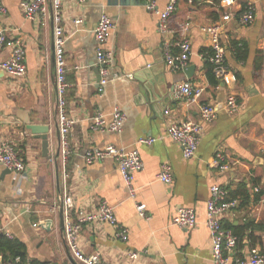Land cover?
I'll list each match as a JSON object with an SVG mask.
<instances>
[{
    "label": "crops",
    "instance_id": "obj_1",
    "mask_svg": "<svg viewBox=\"0 0 264 264\" xmlns=\"http://www.w3.org/2000/svg\"><path fill=\"white\" fill-rule=\"evenodd\" d=\"M0 1L7 9L0 24L10 44L0 52V63L19 43L26 66L23 77L0 71L2 133L14 143L26 166L22 174L0 166V226L4 234L26 246V264H80L65 244L66 220L78 222L80 212H93L102 203L113 209L128 237L122 241L106 223L86 224L79 238L86 255H98L103 264H213L206 221L210 190L215 185L227 188L230 198L239 203L221 216L224 226L232 228L238 238L230 255L232 262L247 259L255 251L264 256V197L254 193L255 187L264 186V0H237L231 7H224L221 0H179L167 36L159 32V16L147 11L145 0H89L86 5L62 0L69 83L66 99L69 115L76 121L65 167L68 193L74 200L68 212L61 202L64 180L58 158L54 23L50 13L27 20L20 7L22 0ZM170 1L156 0L158 10L164 11ZM249 5L255 21L245 26L241 18ZM104 14L114 23L105 48L113 55L111 75L133 78L122 77L102 86L94 30ZM79 19L84 23L76 27ZM213 25L220 28L229 84L214 80L211 74V38L201 27ZM185 36L192 44L187 66L195 67L191 78L184 70H171L165 62L167 49L178 54V44ZM186 82L202 88L201 102L218 111L214 123L203 124L197 154L188 160L167 136L173 122L201 123L198 106L175 97V88ZM229 96L239 103L236 114L227 111ZM115 109L126 116L120 133L93 129L95 115L102 113L110 121ZM34 125L49 127L47 157L42 140L29 130ZM150 137L156 139L152 146L138 143ZM110 145L136 150L141 156L144 168L135 175L134 199L115 161L88 164L85 160L89 150ZM218 151L226 156L228 172L211 167ZM164 164L172 167V185L157 179ZM245 191L247 199L242 196ZM138 204L146 206L144 219ZM179 208L196 212L195 228L185 230L173 223ZM130 252L142 255L132 262Z\"/></svg>",
    "mask_w": 264,
    "mask_h": 264
},
{
    "label": "built area",
    "instance_id": "obj_2",
    "mask_svg": "<svg viewBox=\"0 0 264 264\" xmlns=\"http://www.w3.org/2000/svg\"><path fill=\"white\" fill-rule=\"evenodd\" d=\"M89 0H77L80 5H86ZM179 0H171L164 11H159L156 0H145V8L149 12H153L159 16V32L162 35L171 33L170 20L176 12ZM224 7H231L237 0H221ZM242 1V0H241ZM20 7L25 18L30 21L36 20L39 15L51 14L54 23V55H55V81L57 88V122L60 133V152L59 160L63 164V192L61 194V202L65 210L68 212L74 208V200L68 193L66 181L68 176L65 171L66 161L71 154L70 139L74 130L76 121L69 115L68 102L66 94L69 89L67 80V59L65 45L67 37L63 27V11L62 0H22ZM7 13V9L0 1V19ZM242 23L250 26L255 21L254 9L249 5L243 16ZM84 23L83 19L75 22L76 27ZM187 24L184 31H188ZM114 23L107 15H102L98 25L94 30L95 39L98 44L97 49V65L100 70V85L104 86L110 81L119 80L120 78L132 79L133 75H121L114 73L111 75L110 68L113 64V55L105 48L112 37ZM203 34L209 35L213 55L211 57L212 71L215 78L222 83L229 84L231 76L227 68L225 60V51L221 43L220 28L216 25L201 27ZM8 42L6 30L0 24V52ZM13 45V44H12ZM14 50L6 59L0 63V71L10 77H23L26 74L25 51L19 43H15ZM180 52L173 54L169 49L165 52V62L167 66L174 71L185 70L188 66L189 59L192 55V44L186 36L178 44ZM203 89L194 86L191 82L178 85L175 88V97L178 100L186 101L192 105H197L201 123L194 122H173L167 128V136L179 145L183 151L185 159H192L198 151L201 140L203 124L209 125L216 121L218 111L216 107L202 103ZM230 114H236L239 111V103L235 96H229L226 105ZM166 115L170 111L165 112ZM126 116L119 110L115 109L111 114V120L107 121L105 115L99 113L93 118V129L96 131H109L112 133H120L123 129ZM156 142L154 138H141L138 143L141 145L152 146ZM113 160L118 166L119 172L129 190L131 198L136 197V189L134 187L135 175L144 168L141 156L138 151H127L126 149L117 148L110 145L104 149H92L85 154V160L88 164L95 162H103L105 160ZM0 166L15 173L22 174L26 170L24 161L19 156L16 146L13 142L4 137L0 124ZM211 167L219 173L229 171V164L225 154L222 151L215 153ZM158 181L165 185H172L173 174L172 167L169 164L162 166L161 172L157 177ZM256 195L264 197V186H257L254 189ZM238 201L231 199L227 188L215 185L210 190V198L207 203V221L206 226L209 230L212 240L213 264H264V256L259 252H253L250 257L243 260H236L234 263L231 254L238 244V238L232 231L224 228L221 216L234 208L238 207ZM137 211L141 218H146V206L137 205ZM90 223H106L115 231L118 238L122 241L127 240L128 231L121 227L115 217L114 211L106 203H102L100 207L90 213L80 212L78 222L70 219L66 220L64 226V240L69 253L80 264H103L98 255H86L79 244L80 233L83 226ZM173 223L181 229H193L198 224L196 212L190 208H179ZM4 233L0 226V234ZM8 237H11L6 233ZM146 253L145 251H141ZM141 252H130L128 258L132 262H136L142 255ZM19 264V259L16 261Z\"/></svg>",
    "mask_w": 264,
    "mask_h": 264
},
{
    "label": "trees",
    "instance_id": "obj_3",
    "mask_svg": "<svg viewBox=\"0 0 264 264\" xmlns=\"http://www.w3.org/2000/svg\"><path fill=\"white\" fill-rule=\"evenodd\" d=\"M212 54H214L212 52ZM214 80L215 76L213 71H211ZM243 198H248V193L243 192ZM224 226V224H223ZM225 229L230 230V228L224 226ZM232 231V228L231 230ZM233 232V231H232ZM237 236L235 233H233ZM240 236V235H239ZM0 257H2V264H16L19 259V264H26L27 262V248L26 246L15 238H10L6 234H0ZM243 260V259H241Z\"/></svg>",
    "mask_w": 264,
    "mask_h": 264
},
{
    "label": "water",
    "instance_id": "obj_4",
    "mask_svg": "<svg viewBox=\"0 0 264 264\" xmlns=\"http://www.w3.org/2000/svg\"><path fill=\"white\" fill-rule=\"evenodd\" d=\"M54 58H55V55H54ZM184 71L187 73L188 78H191L195 72V67L193 66L187 67ZM29 130L32 132L35 138H39L42 140L43 155L44 157H47L49 154V141H48L49 127L34 125V126L29 127Z\"/></svg>",
    "mask_w": 264,
    "mask_h": 264
}]
</instances>
